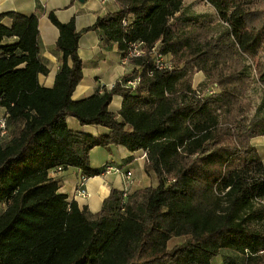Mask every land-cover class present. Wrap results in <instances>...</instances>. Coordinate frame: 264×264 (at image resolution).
I'll use <instances>...</instances> for the list:
<instances>
[{"label":"trees","instance_id":"1","mask_svg":"<svg viewBox=\"0 0 264 264\" xmlns=\"http://www.w3.org/2000/svg\"><path fill=\"white\" fill-rule=\"evenodd\" d=\"M207 1L215 22L182 0H116L117 10L82 30L99 28L123 55L126 42H141L144 53L108 90L80 100L70 97L81 78L72 18L48 13L59 64L43 87L36 14L0 12V264H211L218 255L224 264L264 263V162L250 142L264 138V111L261 104L248 116L243 102L253 80L248 59L264 43V7ZM152 50L169 68L153 67ZM197 72L218 90L193 87ZM256 81L264 88V63ZM112 95L121 96L116 114L107 110ZM67 115L108 131L70 130ZM111 144L142 150L155 185L110 189L94 213L66 202L48 172L98 175L103 165L89 167V150Z\"/></svg>","mask_w":264,"mask_h":264},{"label":"crops","instance_id":"2","mask_svg":"<svg viewBox=\"0 0 264 264\" xmlns=\"http://www.w3.org/2000/svg\"><path fill=\"white\" fill-rule=\"evenodd\" d=\"M117 8L116 0H0V12L14 10L25 15L35 13L37 16L38 57L41 64L47 68L46 74L37 75V83L43 87H51L59 64V52L54 47L58 30L49 20L48 13L52 12L60 22L72 18L74 28L79 32L76 52L81 60V78L71 92L72 100L83 99L95 92L101 94L132 69L131 64L123 60V52L117 49L116 44L103 40L99 28L82 30L97 16L109 14ZM2 22L8 24L9 19L3 17ZM120 103L121 96L112 95L107 110L116 114ZM0 112L3 113L1 107ZM65 123L68 129L91 136L104 135L108 131L106 127L99 125H80L69 115L65 116ZM88 159L89 167L94 170L101 169L105 162H109L111 165L119 166L121 171L128 169L131 172V180L126 187L121 173L110 172L89 176L81 186L87 195L79 196L75 194L81 174L78 168L50 170L48 175L58 181L57 192L65 196L66 202L73 201L77 207H85L89 213L99 209L110 189L122 191L126 188V193L130 194L156 183L154 176L144 169L145 159L142 157V150L129 152L121 146L112 144L94 146L89 150ZM261 160L263 161L262 158ZM211 264H224L222 256L214 257Z\"/></svg>","mask_w":264,"mask_h":264},{"label":"rangeland","instance_id":"3","mask_svg":"<svg viewBox=\"0 0 264 264\" xmlns=\"http://www.w3.org/2000/svg\"><path fill=\"white\" fill-rule=\"evenodd\" d=\"M257 7H264V0H251ZM183 8L189 12L199 13L201 16L211 19L212 22L217 21V15L215 14L214 8L207 0H182ZM250 65L251 75L253 77L250 83V88L243 97V102L249 105L248 116L252 115L254 110L261 104H263L264 111V88L256 81V75L259 72L260 66L264 63V43L260 46L258 53L248 59L247 62ZM197 75L193 76V87L199 89L200 92L204 93L210 89L218 90L215 85H211L207 88L204 87L203 80L204 75L202 72H197ZM206 89V90H205ZM2 112H0V116ZM251 144L256 148L257 153L261 156L264 162V139L260 136L254 137L250 140ZM176 239H172L168 242L171 245Z\"/></svg>","mask_w":264,"mask_h":264},{"label":"built area","instance_id":"4","mask_svg":"<svg viewBox=\"0 0 264 264\" xmlns=\"http://www.w3.org/2000/svg\"><path fill=\"white\" fill-rule=\"evenodd\" d=\"M100 1H103V0H100ZM127 22H128V20L126 19V17H124L121 20V25L125 26L127 24ZM125 45H126V48H125L126 50H125V53L123 55V60L124 61H127L129 58L140 57L144 53V50H143L141 42L128 41V42L125 43ZM151 56H152V62H153V67L154 68H156V69L169 68V62H168L167 58L164 57L162 54H160L158 51L152 50ZM136 82H137V77H133V78L128 79V80L125 81V86L133 87ZM212 93H213V89H210V90L207 91V94H212ZM5 116L6 115L3 114V113L0 116V140H2L7 135V128H6V125H5ZM142 157H144V154H142ZM110 172L121 173L123 178H124L125 187L127 186L129 181L131 180V172H130V170L127 169L125 171H121L120 167L111 165L109 163H104L103 164L102 171L98 175L107 174V173H110ZM86 179H87V177L84 176V175H80L79 176V182H78V184H77V186L75 188V194L76 195H79V196H84V195L86 196L87 195L81 189V186H82L83 182ZM125 193H126V188H124L122 190V195H124Z\"/></svg>","mask_w":264,"mask_h":264}]
</instances>
